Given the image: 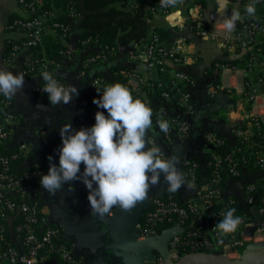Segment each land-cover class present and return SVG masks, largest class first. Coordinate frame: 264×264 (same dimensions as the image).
Returning <instances> with one entry per match:
<instances>
[{
	"label": "crops",
	"instance_id": "crops-1",
	"mask_svg": "<svg viewBox=\"0 0 264 264\" xmlns=\"http://www.w3.org/2000/svg\"><path fill=\"white\" fill-rule=\"evenodd\" d=\"M209 1H211L210 4L214 3V0ZM144 2L145 9L149 10L151 1L145 0ZM237 5L241 9L238 0H230L227 9L229 15H231L233 6ZM179 7L182 9L184 17L183 24L170 27L165 19L168 15L162 14L158 10L148 18V38L153 35L155 27H163L172 34L170 38L162 39L166 48L175 46L178 41L183 39L179 51L188 58V61L179 65L168 61L170 71L168 74L160 76L168 89H171L168 78L173 76L175 70L183 71L190 76L193 81L190 88V103L194 107L195 113L188 114L183 99L175 94H172L170 98H164L161 92L153 87L140 90L137 81L133 80L130 84L134 90H138L143 101L149 102V105L158 103L162 105V112L189 120L190 132L188 136L182 138L173 133L172 143L166 140L164 133L159 132L158 128L155 129V134L151 138L160 146L166 155L165 158L174 155L172 146L182 142L188 154L193 153L203 160L212 147L207 135L213 133L232 141L236 128L242 126L250 116L253 95H262L261 100L264 103V84L260 81V72L257 69H251L237 74L238 79H233L229 87H218L222 77L221 73L217 70L214 71L213 64L217 60H222L226 51L219 45V41L198 34L196 23L198 20H204L207 23L215 9L204 7L197 0H184L183 5ZM190 9L195 12L190 14ZM257 9L258 7H256V12ZM174 11L175 9L170 8V13ZM63 13L61 10L56 11V14ZM28 14L20 6L18 0H0V68H6L14 74L22 72L25 79L23 89L11 99L10 112L14 114V119L7 123L10 136L1 144L9 149L22 148L21 154L25 156L23 168L25 166H40L47 174L49 169L47 157L49 155L53 157V163L57 166L59 164L58 150L62 146L59 130L63 124L70 123L73 126L80 121L85 128H88L90 127L87 121L88 116L95 115L97 111L108 115L106 110L98 108L94 103L87 107L81 104L83 95L91 96L103 91L104 86L96 82L98 76L114 77L116 75L114 68L117 66L126 67L132 73L138 72L145 76L147 68L137 57L142 45L135 43H121L119 56L114 60L85 67L83 62L86 52L89 53V51L79 46L82 29L75 18L77 24L72 30L68 50L58 59L59 62L47 61L46 63L50 72L60 77L66 85H75L78 95H75L67 105L52 106L47 93H41L38 89L43 82L41 73L45 69L40 66L30 75L24 73L27 62L33 54L30 47L22 48L11 60H7L3 54L8 41L27 35V33L23 34L10 28V21L18 17L26 18ZM47 31L54 33L51 29ZM230 53L232 56L236 55V51H230ZM98 89L100 90L98 91ZM155 123L153 121L154 126ZM183 161L181 160L177 165L181 172ZM203 175L206 176L205 173ZM261 176H264V168L238 182H227L224 186L225 195L234 197L239 207H243L247 203V185L252 179ZM192 185L190 189L182 187L175 194L183 201L194 199L199 204L201 203L199 183ZM32 188H34L35 195L41 198L50 222L63 229L64 236L71 241L76 252L86 257L91 263L100 260L102 264H125L120 250L123 247L121 230L125 228V221L134 216L136 209L145 206L148 199L151 201L153 196L167 192L163 176H161V183L158 186L150 187L147 198L138 203L130 212L117 208L115 212L101 220L90 214L87 195L84 193L83 183L79 180L65 184L62 191L55 196L49 195L41 186L33 185ZM149 206L147 205L145 210Z\"/></svg>",
	"mask_w": 264,
	"mask_h": 264
},
{
	"label": "built area",
	"instance_id": "built-area-1",
	"mask_svg": "<svg viewBox=\"0 0 264 264\" xmlns=\"http://www.w3.org/2000/svg\"><path fill=\"white\" fill-rule=\"evenodd\" d=\"M150 1V9L153 12L160 10L162 14H170V8H161L159 3H157L158 0ZM42 2V0H18L20 6L29 14L26 18L14 19L12 24L9 25L10 28H24L27 30V34L32 35L33 39L28 42V45H32L40 38L45 28L44 23L46 19L42 15H35L37 7ZM256 7L259 10L257 9L255 17L249 21L244 20L241 27H238L237 22L235 30L230 34L222 28L225 14H217L215 10L210 15L214 18L213 20H208L207 23L204 20L196 22L198 34L209 36L219 41V45L226 52H235L239 48L252 52L251 58L248 61V68L216 63V66L221 69L222 80L218 84L220 88L229 87L233 79H238L237 74L251 69H257L261 73L259 78L264 84V45H260L264 42V0H259ZM226 15L230 16L227 11ZM207 24H209V27H207ZM55 25L58 26L60 24L56 23ZM30 29H32L31 32ZM64 29L67 31L69 27L64 26ZM90 40L87 39L86 41ZM182 41H178L175 46L166 48L162 43V39L156 35H152L147 41L140 44L142 45V49L137 54V57L141 59L147 68V74L143 76L136 72V81L139 84V89L142 86L153 87L159 90L164 98H170L172 94L181 97L187 108V113L192 115L195 113V109L190 103V88L193 84L190 76L183 71L175 70L173 76L167 77L171 89L166 87L165 81L160 76L168 74L170 71V68H167L168 61L176 65L188 61V58L179 51V47L183 43ZM21 49L22 47L15 44L11 56L16 57ZM102 58L101 53L89 52L85 55L84 66L87 67L100 63ZM42 67L45 71H50L46 62L42 64ZM34 70L35 67L29 59L24 73L28 74ZM55 79L60 84L66 85L63 80L56 77ZM99 80L97 78L96 82L100 84ZM44 85L38 88L41 92H43ZM175 88H177L176 91H174ZM134 91H132L133 97L143 100L142 96L138 94V90ZM101 93L99 92L83 98L81 104L85 107L89 106L93 103L94 98H99ZM261 97L262 95H253L252 97L253 102L249 118L256 120L254 121L256 125L260 121L264 123V103ZM0 100L8 104V101L1 98V94ZM13 119L14 114L10 112L0 120V143L9 138L10 131L7 123ZM164 119L170 125V131L164 134L169 143L173 142V133L180 135L182 138L188 136L190 132L188 119L180 118L176 115L166 116ZM79 128L78 125L74 129L79 130ZM237 132L245 141L249 139L252 129L251 127H247L239 129ZM207 139L212 145L223 143V139L213 133L208 134ZM150 140V146L157 145L154 139L150 138ZM19 150L21 152L23 149L20 148ZM236 150H239V148H236ZM258 155V164L264 168V154L258 152ZM17 156L18 153H13L10 157L15 158ZM10 157L0 156V163L4 164L0 172V264H45L46 262H49L48 264H86L87 261L76 252L71 241L64 238L63 229L51 224L44 207L40 205L38 200H35L38 196L31 191V187L33 185L40 186V176L44 173L43 168L40 166L34 168L25 167L21 171L14 172L9 166ZM163 157H166L164 153ZM183 163H186L188 167L185 175L186 180L190 179L193 183H199L201 203L198 204L194 199L186 201L177 199L175 193L169 192L153 196L150 206L147 211H144L141 221L137 225L139 232L138 239L158 236L160 234L158 231L159 226L165 223L171 224L172 227H179L181 229L180 232L169 241V252L174 261H178L184 255L180 253V250L187 249V247L193 250L192 252L220 251L228 259L237 261L240 258L243 245L248 241H253L255 244H264V197L261 203H256L254 195L256 188L252 184L247 185L246 200L250 206L258 205L259 222L254 223L252 215H243L239 216L242 222L235 232L221 238L218 237L217 233L212 231L219 220L223 218V213L236 204L234 198L225 195L223 171H225V166H227L229 173L239 175L238 161L231 155L225 157L214 155L212 173L210 177L206 176L203 178L197 175L200 167L199 162H191L184 159ZM84 193L88 195L86 187ZM215 204L221 205L219 208H216ZM114 208L111 210V213L116 210ZM194 213L199 215L197 221L191 219ZM251 226H255V229L252 234H249L247 229ZM220 239H223V243H220ZM212 249L214 250L212 251ZM56 258L61 260V262L58 263ZM153 263L165 264L164 256L158 254Z\"/></svg>",
	"mask_w": 264,
	"mask_h": 264
},
{
	"label": "clouds",
	"instance_id": "clouds-1",
	"mask_svg": "<svg viewBox=\"0 0 264 264\" xmlns=\"http://www.w3.org/2000/svg\"><path fill=\"white\" fill-rule=\"evenodd\" d=\"M183 3L184 0H159L161 8L175 9L165 17L170 27L183 24L179 7ZM257 3L259 0H250L244 6L247 17H255ZM214 4L217 14H225L222 28L228 34L232 33L242 19L239 6H233L228 16L226 11L230 0H214ZM189 11L190 14L195 12L193 9ZM213 19L209 16V20ZM41 78L45 82L43 92L47 93L52 106L67 105L78 95L75 85L60 84L50 71H43ZM24 84L22 72L14 74L0 68V94L6 99H13ZM93 103L106 110L108 115L97 111L91 127L76 130L70 123H65L59 130L62 141L58 150L59 164L53 163V157L49 155L48 172L40 176V186L49 195L55 196L65 184L79 180L88 189L90 214L102 220L111 215L113 207L130 212L147 198L150 187L161 183V176L169 193H176L182 187L192 188L177 167L179 156L164 158L159 145L149 146L156 128L164 134L170 131L169 122L162 114L154 126L149 102L134 98L129 87L117 82L104 87ZM81 165L84 166L82 172ZM235 211L234 208L226 210L213 228L218 237L235 232L241 224V218L234 215Z\"/></svg>",
	"mask_w": 264,
	"mask_h": 264
},
{
	"label": "trees",
	"instance_id": "trees-1",
	"mask_svg": "<svg viewBox=\"0 0 264 264\" xmlns=\"http://www.w3.org/2000/svg\"><path fill=\"white\" fill-rule=\"evenodd\" d=\"M42 4L37 7L35 15H42L46 21L44 25V30L32 45H28V42L33 39L32 35L25 34L26 29L14 27V30H18L25 34L24 37L18 39H11L6 43L5 50L3 52L4 57L7 60H11V54L14 50V45L18 44L22 48L30 47L32 51V56L30 58L31 64L35 67V70L28 73L29 75L34 73L42 64L47 61L59 62V58L65 53L70 44V38L72 36V30L76 27L77 22L82 29L81 40L79 41V46L83 49H87L89 52L101 53L103 58L100 62L114 60L119 56L120 44H142L148 40V18L152 16V9L146 10L144 7L145 0H42ZM241 5L242 19L238 21V27H241L242 23L251 20L253 17H247L244 13V6L250 2V0H238ZM204 7H213L215 9V4L211 3L209 0H197ZM159 3V0L157 1ZM211 5V6H210ZM61 10L63 14H56V11ZM213 10V9H212ZM33 16V15H31ZM22 18V17H18ZM77 19V22L75 21ZM16 19V18H14ZM12 19L10 24L14 21ZM74 19V20H73ZM206 23V21H204ZM60 25L56 26L55 24ZM63 24V26H61ZM64 26L69 27L66 31ZM209 27V24H207ZM51 29L54 33L47 31ZM32 29H30V32ZM153 35H156L160 39H168L171 37V32L163 27H155L153 30ZM91 39L90 41H86ZM85 41V42H84ZM260 45H264V42ZM88 53V52H86ZM236 55L232 56L231 53L225 52L222 60H217L214 62V71L221 73V69L216 66V63L227 64L237 66L239 68H248V61L251 58L252 52L250 50L237 49ZM54 62V63H55ZM169 66H167L168 68ZM114 77L98 76L99 82L102 86L106 87L114 83H120L126 85L133 92V86L130 84L131 81H136V72L132 73L128 71L126 67L117 66L114 68ZM54 78H59L56 74L52 73ZM139 75V74H138ZM261 73L259 74V76ZM62 80V79H61ZM45 82L39 86H43ZM147 87L142 86L140 90L146 89ZM249 90V88H247ZM177 88L174 89L176 91ZM41 92V91H40ZM44 93V92H41ZM139 94V92H138ZM88 97V95H83L82 99ZM1 98L8 101V104L0 100V120H2L8 113H10V107L12 100L6 99L2 94ZM152 108L153 116L152 119L156 122L158 116L162 114V105L158 103H152L149 105ZM85 107V106H84ZM172 114H162L163 119L166 116H171ZM107 116V115H105ZM88 123L91 127L95 123V115L88 116ZM253 118H247L242 126L236 128L234 133V138L231 141L228 138L221 137L223 143L220 145H212L208 153L205 155L204 159H200L197 155H190L186 158L191 162H199L200 167L197 171V175L200 178L204 177V173L207 177H210L213 168V157L214 155H220L225 157L231 155L238 161L239 175H233L228 172V167L225 166V171H223V187L227 182H238L246 178L250 174H254L263 168L258 164V152L264 154V123L260 121L258 125L254 124ZM251 123V124H250ZM85 127L80 121L76 122L72 127L76 128ZM251 127L252 133L249 135V139L244 141V138L238 134L239 129H245ZM79 128V129H80ZM173 136V135H172ZM239 148V150H236ZM18 153V156L11 158V154ZM0 156L10 157V169L14 172L23 170L25 156L21 154L20 150L15 148H6L0 143ZM4 167L3 163H0V172ZM27 168H34L36 166H25ZM83 165H81V172L83 171ZM187 164L182 163V172L186 175ZM45 174V171L44 173ZM205 176V177H206ZM188 180V179H187ZM189 183L193 184L192 180H188ZM249 184L255 186L254 195L256 197V203H261L264 197V176L257 177L251 180ZM37 185V183H36ZM83 184V190L85 189ZM177 197V195H176ZM234 198V197H232ZM33 199V198H32ZM177 199H179L177 197ZM235 199V198H234ZM40 205L43 206L40 197H36ZM236 200V199H235ZM221 204H215L216 208H219ZM116 210L118 207H115ZM114 208V209H115ZM234 208L236 211L234 215L243 216L251 215L242 210L239 207L237 200L236 204L229 209ZM148 209V208H147ZM147 209L145 211H147ZM115 210V211H116ZM114 211V212H115ZM113 212V211H112ZM199 215L194 213L191 219L198 220ZM52 225H54L51 222ZM59 226V225H58ZM172 227L171 224L165 223L159 226V233H161L165 228ZM64 238H66L64 236ZM207 250V249H201ZM214 249H212L213 251ZM193 250L181 249V254H187ZM217 251V250H216ZM87 261V258L84 257ZM56 260L61 262L58 258Z\"/></svg>",
	"mask_w": 264,
	"mask_h": 264
},
{
	"label": "water",
	"instance_id": "water-1",
	"mask_svg": "<svg viewBox=\"0 0 264 264\" xmlns=\"http://www.w3.org/2000/svg\"><path fill=\"white\" fill-rule=\"evenodd\" d=\"M165 114V112H162ZM174 155L179 156L180 162L185 157L193 155V153H187L182 142H179L172 146ZM34 188L31 187V191L34 192ZM164 193H160L163 195ZM150 205L148 199L145 206H141L136 209V213L133 217H129L125 223V228L121 230L123 247L121 255L124 257L125 264H154L158 254H162L165 258V264H264V244H255L253 241H248L241 250L239 260L231 261L222 252H210V251H194L184 254L178 261H174L169 252V241L173 236L180 232L179 227L165 228L158 236H152L145 239H138L137 225L141 221V217L145 211V207ZM243 211L252 215L254 223L259 222V207L258 205L250 206L245 203L241 207ZM255 226H251L247 229L249 234L253 233ZM46 262L45 264H48ZM86 264H102V261L98 260L93 263L87 260Z\"/></svg>",
	"mask_w": 264,
	"mask_h": 264
},
{
	"label": "bare ground",
	"instance_id": "bare-ground-1",
	"mask_svg": "<svg viewBox=\"0 0 264 264\" xmlns=\"http://www.w3.org/2000/svg\"><path fill=\"white\" fill-rule=\"evenodd\" d=\"M229 260L234 261L233 259H229Z\"/></svg>",
	"mask_w": 264,
	"mask_h": 264
},
{
	"label": "rangeland",
	"instance_id": "rangeland-1",
	"mask_svg": "<svg viewBox=\"0 0 264 264\" xmlns=\"http://www.w3.org/2000/svg\"><path fill=\"white\" fill-rule=\"evenodd\" d=\"M245 246V244L243 245V247Z\"/></svg>",
	"mask_w": 264,
	"mask_h": 264
}]
</instances>
